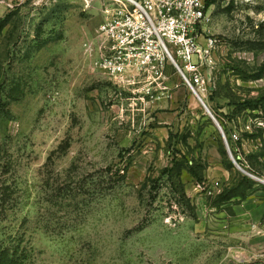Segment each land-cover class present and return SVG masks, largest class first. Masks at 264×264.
I'll return each instance as SVG.
<instances>
[{
    "label": "rangeland",
    "instance_id": "374dc122",
    "mask_svg": "<svg viewBox=\"0 0 264 264\" xmlns=\"http://www.w3.org/2000/svg\"><path fill=\"white\" fill-rule=\"evenodd\" d=\"M109 4L0 0L5 264H264V0L212 1L193 88L96 69Z\"/></svg>",
    "mask_w": 264,
    "mask_h": 264
},
{
    "label": "built area",
    "instance_id": "2783aa9c",
    "mask_svg": "<svg viewBox=\"0 0 264 264\" xmlns=\"http://www.w3.org/2000/svg\"><path fill=\"white\" fill-rule=\"evenodd\" d=\"M109 5L86 48L96 69L112 79L143 77L152 84L170 62L192 88L201 83L197 34L207 18L206 0H110ZM184 71L193 74L190 80Z\"/></svg>",
    "mask_w": 264,
    "mask_h": 264
},
{
    "label": "trees",
    "instance_id": "16d2710c",
    "mask_svg": "<svg viewBox=\"0 0 264 264\" xmlns=\"http://www.w3.org/2000/svg\"><path fill=\"white\" fill-rule=\"evenodd\" d=\"M212 1H213V0H206V8H207V9H208V7L212 4ZM232 154H233L235 160L237 161V163H238L241 167L245 168V169L248 170V171H251L250 166H249V167L246 166V164H245L243 161H241L240 158L236 157V155H235L234 153H232ZM178 161H179V159L177 158V156H173V160H172V162H173V167H172V170H174V165H178ZM172 170H171V171H172ZM178 174H179V173H178ZM193 174L196 176L195 172H193ZM171 176H172V175H171ZM196 177H197V176H196ZM10 256H11L12 258L15 257L13 254H11V251H9V250L2 251V250H1V251H0V264H5V263H6V260H7Z\"/></svg>",
    "mask_w": 264,
    "mask_h": 264
},
{
    "label": "water",
    "instance_id": "95a60500",
    "mask_svg": "<svg viewBox=\"0 0 264 264\" xmlns=\"http://www.w3.org/2000/svg\"><path fill=\"white\" fill-rule=\"evenodd\" d=\"M194 93L196 94L197 98L199 99V101L201 102V104L205 107V110L206 112L209 114V116L212 118V120L214 121V123L216 124L217 128L220 130L222 136H223V140H224V143H225V146L227 148V153L229 155V157L231 158V160L234 162V164L240 168L243 172H245L241 167L240 165L236 162L230 148H229V145H228V142H227V139H226V136L223 132V129L221 127V125L219 124V122L216 120V118L214 117V115L212 114L211 110L208 108V106L205 104V102L203 101V99L196 93V91H194ZM247 173V172H245ZM259 181L263 182L264 183V180L263 179H258Z\"/></svg>",
    "mask_w": 264,
    "mask_h": 264
},
{
    "label": "bare ground",
    "instance_id": "6f19581e",
    "mask_svg": "<svg viewBox=\"0 0 264 264\" xmlns=\"http://www.w3.org/2000/svg\"><path fill=\"white\" fill-rule=\"evenodd\" d=\"M196 95V94H195ZM197 97V96H196ZM205 108V107H204Z\"/></svg>",
    "mask_w": 264,
    "mask_h": 264
}]
</instances>
